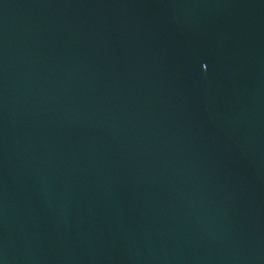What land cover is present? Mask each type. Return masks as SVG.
<instances>
[{
  "label": "water",
  "instance_id": "obj_1",
  "mask_svg": "<svg viewBox=\"0 0 264 264\" xmlns=\"http://www.w3.org/2000/svg\"><path fill=\"white\" fill-rule=\"evenodd\" d=\"M0 264H264V0H0Z\"/></svg>",
  "mask_w": 264,
  "mask_h": 264
}]
</instances>
